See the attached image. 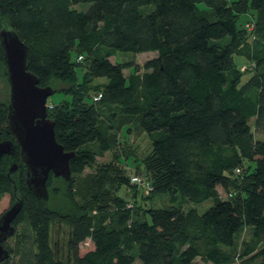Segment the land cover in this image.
<instances>
[{"label": "trees", "instance_id": "obj_1", "mask_svg": "<svg viewBox=\"0 0 264 264\" xmlns=\"http://www.w3.org/2000/svg\"><path fill=\"white\" fill-rule=\"evenodd\" d=\"M0 3L9 20L5 28L29 47L27 68L39 86L78 73L84 62L85 75L105 79L93 91L101 94L98 100L81 95L47 109L56 140L74 151L66 182L76 215L59 216L29 192L18 146L0 161V198L12 185L5 158L18 163L23 204L12 224L25 221L29 227L24 264H264V245L255 253L249 246L235 257L231 252L243 227L264 239V139L253 137L254 130L264 133V0ZM78 3L89 5L79 10ZM145 51L157 55L145 60L142 73L132 61L110 60L116 52ZM0 53L3 59L1 47ZM234 55L243 56L253 72L241 85ZM7 103H0L1 139H13ZM99 105L116 106L122 125L133 121L147 135L143 165L151 190L143 197L167 194V205L139 212L136 200L130 204L105 188L106 171L92 172L85 181L86 202H74L73 175L110 148L116 114L105 127ZM128 181L118 174V185ZM179 196L212 204L201 212L184 209ZM61 221L69 227L65 252L52 238Z\"/></svg>", "mask_w": 264, "mask_h": 264}, {"label": "rangeland", "instance_id": "obj_2", "mask_svg": "<svg viewBox=\"0 0 264 264\" xmlns=\"http://www.w3.org/2000/svg\"><path fill=\"white\" fill-rule=\"evenodd\" d=\"M88 3H78L74 7L79 10H85L88 7ZM244 18V16L242 17ZM246 18V16H245ZM9 20L4 15L2 5L0 3V28L8 27ZM157 55L156 51H145L140 53L131 52H116L110 57L112 62L117 61H132L139 67V73L144 71L143 63L145 60L152 58ZM234 62L236 69L239 72V84H243L252 74V70L249 68L248 62L241 55H234ZM85 62L79 64L78 73L70 74V76L60 79L53 77L49 83V86L53 89V93L47 98V109L48 107H60L64 106V101L73 99V97L84 96L85 100L91 98L93 91L97 85L101 84L105 79H91L85 75ZM129 69H124V73L127 75ZM77 84H80L77 87ZM97 94V93H96ZM96 94H93L94 97ZM95 101V100H94ZM8 102V84L5 72V65L0 53V103ZM101 111V120L105 124L111 119V114L115 113V120H111L110 126L111 131L108 132L110 137V148L105 151L101 156H97L95 161L87 166L81 174L73 175V199L74 202L82 205L83 195L86 194V179L92 172L102 173L107 172L108 182H106L105 188L109 189L126 199L128 203L132 204L134 200L137 201L138 207L141 210L146 209L148 206H165L169 203V195L157 194L156 196L143 197L147 195L150 190L145 191V186L142 187L132 181V177L138 176L146 179V171L143 165L144 157L150 151V141L147 135L141 131L137 124L130 121L129 124L122 125L120 121L123 119L122 115L119 114L116 106H105L99 105ZM108 119V120H107ZM250 125H253L252 119L249 121ZM106 127V126H105ZM115 127V128H114ZM1 128V125H0ZM108 128V127H107ZM117 133H116V132ZM112 135V136H110ZM253 137L264 139V133L254 130ZM1 139V138H0ZM14 162L13 157H6L3 168L7 171L9 165ZM17 171V170H16ZM12 174V185L9 190L3 194L0 198V214L6 210L20 194V187L22 185L20 176L17 172ZM123 174L128 178L127 184L118 185L117 176ZM233 176V175H232ZM238 181V179H236ZM24 183V180H23ZM67 182L59 176H51V182L48 186V198L45 200L46 206L57 212L59 216L65 215H76L77 208L72 201L68 191ZM222 197L226 196V191L222 188H218ZM183 208L188 209L194 207L199 212L203 211L212 204V200L208 199L200 203L192 202L187 199L183 200L179 196ZM146 219L150 221L149 216L146 215ZM62 222V223H61ZM57 223L53 228L52 238L55 248L61 249L63 252L67 249V240L69 236V227L63 221ZM15 228V227H14ZM23 240L20 251L18 246L20 241ZM30 231L27 222H21L16 225L14 233L4 241V246L8 249L13 250L9 252V256L5 264H24L25 260L28 259L26 256L30 251ZM88 239L85 240V243ZM264 245V239H255L251 235V231L248 227H243L236 237L235 246L231 249L232 257H235L237 253L242 254L244 248L249 246L252 249V253H255L260 247ZM20 257H23L20 262ZM199 260V259H198ZM240 260V257L237 261ZM20 262V263H19ZM3 262H1L2 264ZM135 264H137L135 262ZM201 264H210L208 262H202Z\"/></svg>", "mask_w": 264, "mask_h": 264}, {"label": "water", "instance_id": "obj_3", "mask_svg": "<svg viewBox=\"0 0 264 264\" xmlns=\"http://www.w3.org/2000/svg\"><path fill=\"white\" fill-rule=\"evenodd\" d=\"M0 47L3 53L8 84L6 121L13 139H0V161L4 155H13L18 146L24 166V182L37 199L48 198L47 180L50 175L65 181L71 178L69 160L74 151H66L56 140L54 121L48 117L47 98L53 89L39 86L37 77L27 68L29 47L11 28H0ZM12 162L7 174L17 170ZM23 199L16 200L0 214V263L9 256L4 241L15 228L13 220L22 208Z\"/></svg>", "mask_w": 264, "mask_h": 264}, {"label": "built area", "instance_id": "obj_4", "mask_svg": "<svg viewBox=\"0 0 264 264\" xmlns=\"http://www.w3.org/2000/svg\"><path fill=\"white\" fill-rule=\"evenodd\" d=\"M246 27L247 28H251L252 25L250 23H246ZM77 59H81V56H78ZM101 97V94L100 93H97L94 97H93V100H98L99 98ZM236 172H239L238 169H236ZM132 181H134V183H137L138 185H141L142 187L145 186V191L147 192L148 190H151V185L149 183V181L147 179H143V178H140L138 176H134L131 178Z\"/></svg>", "mask_w": 264, "mask_h": 264}, {"label": "flooded vegetation", "instance_id": "obj_5", "mask_svg": "<svg viewBox=\"0 0 264 264\" xmlns=\"http://www.w3.org/2000/svg\"><path fill=\"white\" fill-rule=\"evenodd\" d=\"M14 154H15V153H14ZM4 156H8V155H4ZM4 156H3V157H4ZM10 156H11V155H10ZM17 164H18V163H17ZM17 169H18V168H17Z\"/></svg>", "mask_w": 264, "mask_h": 264}]
</instances>
